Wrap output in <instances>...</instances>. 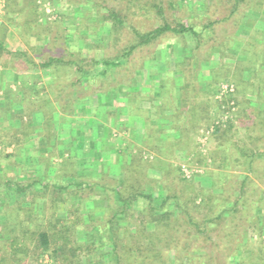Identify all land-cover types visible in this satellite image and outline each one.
Segmentation results:
<instances>
[{"label": "rangeland", "instance_id": "obj_1", "mask_svg": "<svg viewBox=\"0 0 264 264\" xmlns=\"http://www.w3.org/2000/svg\"><path fill=\"white\" fill-rule=\"evenodd\" d=\"M20 1L22 0H10V7L7 6V10H3V12L0 13V41L6 42L5 38H7L10 42L11 49H13L12 58L14 59V66H16L17 69L18 67L21 69L22 65L26 66L27 63L39 65V63L51 58L61 60V63H53L48 70H50L49 72L58 74L64 80H61L62 84H58L56 83L57 80H55L54 83L49 81L54 79L49 78V80H47L43 78V74L39 75L36 73L34 75L36 78H34L32 93H28L26 89L25 96L23 97L21 95L25 87H27L26 83L22 81L23 75H20L21 78L17 75L14 81V87L12 89L15 93L12 94V99L15 100L14 108L19 107L21 110L19 114L17 113L19 109L17 112L14 111V138H12L9 133H0V222L5 220L3 214L9 210L12 212V217L16 218V221L7 226L0 225V244L8 254L13 255L14 252H11L8 247L9 240L13 237H16L17 240L18 238L21 239V237H24V242L27 245L24 244L28 249L24 252V255H21V252H15V254L21 257V262L19 264H54L48 257V254L38 258L39 251L34 248L37 243L35 240L36 234L45 230L51 232V229H49V222L52 220L53 213L56 211V217L65 219L67 217L66 210L69 209L72 211L73 215L80 216L83 221L75 231L76 241L96 242L95 247L91 248L93 255H82L85 264H110V248L107 246L105 248L97 247L98 243L102 241L103 238L96 233L95 228H92V219L89 215H99L104 212L102 209L104 208L105 202L100 201L99 195L102 194L103 187H100L98 184L102 185L107 183L115 188L118 185V180L117 178L113 179L111 176H108L109 179L106 176L99 178L95 176L91 177V175L95 173L92 172L91 166L85 163L83 157L87 152L86 144L78 148L79 157L74 159L71 158L72 160H70V158H64V152H66V150H62L63 153L60 154L58 147L55 146L51 149H45V151L50 152L44 151L38 163L35 160H31L32 158L26 159L22 155L23 153L21 152L23 148L21 139L23 135L37 132V128L41 125V123H34L29 117L30 112L36 111L39 108L43 109V104L38 102V98H43L46 91L51 95L54 94L56 96L55 100L50 97H46V100L48 99L51 103L60 104L59 111H66V107H71L76 103L78 115L75 121L82 122L87 119L86 115L88 109L85 103H87L88 99L93 103L92 106L99 105V103H101V101H99V95L102 94L104 90L117 87L118 84L120 85V82L128 79L122 76L132 74L134 71L133 69L138 67L141 62L152 57V55L155 54L154 51H152L154 47L160 45L165 46V44L172 43L177 44L179 48L189 51V53L187 50L185 51L187 58H185L184 61H193L197 56L203 63V69L206 70H209L208 65H216L217 60L219 62V58L222 59L221 67L215 70L220 74V76L217 74L218 77H220L218 78L219 83L229 81L234 87L236 86L237 89L242 88L245 90L244 87H246V85H239L237 80L243 79L241 78L242 75H244V77L251 75L250 68L253 70V74L256 73L262 65V62L257 61L256 57L259 55L262 58L260 60H263L264 57V51L262 50L264 49V36L262 42H260L261 38H258L259 36L255 33L258 29L262 30L260 21L264 19V12H261V14L256 13L259 14L256 17L253 16V19H251L252 23L250 22L249 28L247 27L251 30V33L249 36L243 37L238 35L234 36L235 25L238 20L241 21V19L237 18L241 15L242 10L244 12H251L249 7H252V0H218L216 3L217 8L215 9V13L217 12L216 15L214 13V15L208 19H201L196 13L197 6H199L198 2L202 0H138L131 5L129 4L133 2L132 0H126L125 2L123 0H93L94 3L86 0H46L42 3L36 1V5L40 7H36L35 4H30L33 0H24L26 2ZM237 1L239 2L236 3ZM153 3L159 4L161 8L160 14H157L154 8L149 7ZM94 4L97 6L96 10L93 6ZM147 4H149V6ZM247 5H249L248 8ZM33 8H36V15L33 12ZM43 8L47 15L46 23L42 22L43 19L40 16ZM110 10L125 14L126 22L141 33L150 31L163 23H167L173 27L179 24H190L198 30L203 23L211 21L214 23L215 27L210 29L209 32H205L201 29L202 36L200 37V43L196 49L194 40L190 35H178L167 32L148 46L136 48L128 58L127 68L119 67L111 72V76L110 73L100 75L99 73L103 69V65L94 64V61L119 56L121 49L124 46H128L134 39V35H132L131 31L124 29L121 32L118 31V34L112 35L110 41L103 40L100 42L102 37L109 33L110 23L105 21L101 24L99 22L101 19L96 22V19H92V17H94L95 11L101 15ZM222 17H227V19L223 21L220 19ZM32 19L35 20L32 21ZM228 25H231V28H229ZM9 31L13 33L10 37L7 36ZM233 40L235 42L232 44ZM237 40L239 41L236 43ZM245 40L246 46L244 44ZM218 42H221V49L223 52L217 53L214 48L212 50V47L219 45L217 44ZM243 46H245V48H242ZM252 48L256 52L253 50L252 54L249 56L254 57L245 61L240 55L241 51ZM193 49L195 50L193 51ZM261 51H263V54H259ZM211 52H213L212 56H210ZM166 54L167 53L163 54L164 57H166ZM172 55L174 56V60L182 59L181 52L175 50L172 52ZM212 57L213 59L211 60L210 58ZM224 63L228 64L229 67ZM78 67L81 71L78 70ZM262 67L264 68V64ZM40 70L44 71L42 67ZM83 70L85 71L84 73L88 75V78H83ZM261 70L263 73H259L260 77L264 76V69ZM17 72H19V70H17ZM81 75L82 77L79 78ZM255 86L258 89V84ZM55 87L60 88L58 94L52 92ZM29 95H31V97H28ZM67 100L73 102H71L69 106H66L65 103H68ZM18 101L22 102V106ZM242 103L246 104L245 102ZM45 106L47 107L46 104H44V107ZM217 109L220 110V108ZM239 120H241V118ZM246 120L247 118L245 117L240 122L245 124L248 121ZM51 121L52 118L48 120L50 127H52ZM235 121L236 118L234 114L231 120L233 127L236 125L234 123ZM114 132L118 133L117 130L112 131V133ZM227 133H229V131ZM240 133H242V131L239 128V134ZM116 135L113 137L117 140L118 136ZM190 144L195 143L190 141ZM207 145L208 144H206L205 147L206 154L209 151ZM76 159H78L79 163L76 162ZM256 164V168H258L259 172L264 171L263 163L258 161ZM141 167L139 173H141V171H153L150 172L153 176H160L154 173V170L158 169L153 170L150 168L149 164H144ZM158 167L162 169L164 179L160 181V178H157L158 189L157 191H153V195L165 196L168 187H170L171 190L175 188L177 191H180L184 187V184L190 183H184L179 179L172 164H161L158 165ZM94 171L97 172L96 169ZM39 172L41 176H37ZM112 173L117 177V173ZM75 181H82L83 184L77 187L73 184ZM28 184H31V186L27 187ZM54 184L64 185V187L66 186L68 189H61L58 186L53 187ZM263 184L261 179L256 181L248 180L246 191L263 187ZM8 185L13 187L17 185L24 186L25 188L22 192L16 193L13 190L7 189L6 186ZM105 194L106 193L101 196ZM72 195L77 198H73ZM58 198H63L62 202L58 200ZM247 198L248 199L244 201V205H249L252 201L256 200L255 196ZM139 202L141 203V201ZM254 205L264 206V198H261L258 203ZM139 206L141 207V204ZM1 208L4 210H1ZM256 214L258 213H254L252 219H258V215L256 216ZM247 215L248 213L244 212L243 217H248ZM118 219H121V217L119 216ZM257 223L256 225L258 226L259 222L257 221ZM236 224H238V228L240 229V223L236 222ZM225 225L228 224L225 222ZM232 225L233 224H231V228L234 226ZM176 231L180 236H183L182 239L180 236L177 237ZM193 232V228L173 226L169 233H174V237L172 236V238H166L165 240H176L179 242V246L184 247L186 242L181 241L188 240L189 237L187 234L189 233L191 236ZM249 234L248 236H250ZM209 237L213 240V231L210 232ZM162 238L161 235L157 237V240H155V247L162 249V256L164 259L173 264V258L176 252L172 250L165 251L164 242L160 241ZM249 238V243L247 242L249 247H251L253 251H256L257 254L264 255V245L253 242L255 236ZM203 240L204 239L201 237L198 240L190 237V244L194 248L199 247L193 254L196 258H199L197 260L207 261L206 256H209L210 254L208 253H211L208 244L211 243L212 240H209V243L206 244ZM222 240V243L225 244V248L220 247V253L217 255V257L219 256V262L226 263L227 259L226 261L223 260V257H225L229 258V263H234V261L238 259V256H231V245L233 243H229L228 237L224 239L222 237ZM169 245H171V243H169ZM186 253L189 254L187 251ZM1 254L3 255L0 251V256ZM227 254L229 255L227 256ZM248 254L249 253H243L242 255L244 257ZM17 255L14 257L13 264H18V262L15 261L17 260ZM100 255H102L101 260L99 258L101 257ZM197 260H195L196 263L198 262Z\"/></svg>", "mask_w": 264, "mask_h": 264}, {"label": "crops", "instance_id": "obj_2", "mask_svg": "<svg viewBox=\"0 0 264 264\" xmlns=\"http://www.w3.org/2000/svg\"><path fill=\"white\" fill-rule=\"evenodd\" d=\"M217 2L218 0L198 2L197 16L201 19H208L214 15ZM257 15L259 14L253 10L250 13L242 10L237 19L252 21L253 16ZM220 19L224 20L227 17ZM210 22L203 23L197 31L201 32L203 29V31L209 32L215 27L214 24H208ZM228 26L231 28V25ZM235 26L234 36L250 35L251 30L248 29V24ZM12 34L9 31L7 36L10 37ZM5 39L6 42H2L3 50L0 53V133H9L14 138V111L17 112L19 109L17 112L19 114L21 110L19 107L14 108L15 100L12 99V94H15L12 90L13 84L17 75L20 78V75H23L22 81L27 85L22 97L25 96L26 89L28 93H32L36 73L43 74L44 79H54L49 80L51 82L55 83L57 80L58 84L64 79L56 73L49 72L48 69L40 70V65L34 63H27L26 66L22 65L21 69L20 67L17 69L12 58L13 49H11L7 38ZM233 42L235 41L233 40L232 44ZM217 44L219 45H213L212 50L214 48L217 53L223 52L221 42ZM177 46L172 43L154 47L152 51L155 54L152 57L141 62L138 67L133 69L132 74L122 76L128 79L120 82L117 87L104 90L99 95V101H101L99 105L92 106L93 103L88 99L85 103L88 109L87 119L82 122L75 121L78 115L76 103L71 107H66V111H59L60 104L46 100V97L55 100L56 96L46 91L43 98H38V102L43 104V109L39 108L29 114L31 121L36 124L41 123V128H37V132L33 134L23 135L21 139L23 151L21 153L26 159L32 158L31 160L38 163L45 149L55 146L58 147L60 154L63 153L62 150H66L64 158L72 160L71 158L79 157L78 148L86 144L87 152L83 157L85 163L90 165L92 172L95 173L91 177L106 176L109 179L111 176L113 179L117 178L119 186L124 179H138L143 192L149 190V187H152L153 191H157V178H160V181L164 179L163 171L159 169L158 165L170 163L174 167V165L187 163L191 158L193 164L203 166L205 170L188 180L198 179L206 182L201 185L202 187H208V184L214 181L220 187H214L213 192L229 193L235 199L238 196L245 199L255 196L256 200L249 204L253 207L252 210L248 204L242 205L244 209L240 210L247 212L248 217H243L240 213L233 220L239 222L240 227H247V223L253 218L254 213H258L256 214L258 222L264 225V206L254 205L264 198V184L263 187L254 188L251 191H246L245 188L248 185V180L261 179L264 183V171L259 172L256 168L258 161L264 164V87L262 90H243L240 87L241 89L236 91V99L241 102H237L235 127L226 131L214 132L207 142L209 151L207 154L201 155L197 143L199 131L206 128L212 119L220 114L215 100V93L220 84L218 80L220 74L215 70L221 67L222 59L219 58L216 65H208L209 70H206L203 69V63L197 56L193 61H184L187 58L185 52L187 49ZM196 48L198 46L195 44ZM175 50L182 53V59L174 60L172 52ZM164 53H167L166 57H164ZM212 54L213 52L210 53V56ZM210 59L212 60L213 57ZM127 63L128 61L121 67L127 68ZM225 65L229 67L228 64ZM250 72L251 75L248 77L242 75L243 79H238V83H258L256 80L259 79L254 77L251 68ZM58 90L60 92V88L55 87L52 92L58 94ZM67 101L66 106L73 102ZM19 103L22 106V102ZM44 104L47 107H44ZM245 117L248 121L246 120L247 122L242 124L240 121ZM50 118H52V127L48 124ZM240 118L241 120H239ZM239 128L242 131L240 134ZM113 130H117L118 133H112ZM228 131L229 133H227ZM115 135L118 136L117 140L113 137ZM190 141L195 144H190ZM138 155L141 157L140 161L145 160L150 168L158 169L154 170V173L160 176H153L150 173L153 171H141V173L131 176L128 173L125 174L126 168L131 167L132 159L139 158ZM76 162L79 163L78 159ZM95 169L97 172L94 171ZM112 172L117 173V177ZM40 174V172L37 173V176H41ZM243 180L245 181L243 184L245 190H242V193L240 185ZM221 187L231 188H228L227 191ZM104 189L103 187L102 194L106 193ZM166 194H168L167 191ZM140 204L138 201L136 207L139 208ZM133 207L135 208L134 205ZM237 208L239 209V206Z\"/></svg>", "mask_w": 264, "mask_h": 264}, {"label": "trees", "instance_id": "obj_3", "mask_svg": "<svg viewBox=\"0 0 264 264\" xmlns=\"http://www.w3.org/2000/svg\"><path fill=\"white\" fill-rule=\"evenodd\" d=\"M4 1V10L6 11L7 6L10 7L11 4L10 0ZM36 1L42 3L46 0H33L30 4L36 5ZM86 1L94 3L93 0ZM123 1L125 2L126 0ZM132 1L133 2H131L129 5L136 3L138 0ZM253 1L254 2L251 5L252 7H249V5H247V8L249 7L250 11L253 10L255 13L261 14L262 10L264 9V0L263 2H261V0ZM20 2L26 1L22 0ZM147 5L149 6V4ZM93 6L96 10L97 6L95 4ZM36 7L40 6L36 5ZM149 7L154 8L156 13L160 14L161 8L159 7V4L153 3ZM33 12L35 15L37 14L36 8H33ZM94 14L95 15L94 17H92V19H96V22L101 19V21H99L101 24L105 21L110 23L109 33L103 36L100 42H102L103 40L110 41L112 35H116V33L118 34V31L121 32L124 29L130 30L132 35H134L133 41L128 46H124L121 49L119 56L94 61V64L103 65V69L99 73L100 75L108 74L113 70H116L119 67L123 66L126 61H128L129 56L132 55L136 48L148 46L167 32L175 33L178 35L188 34L192 37L196 46H198V44L200 43V37L202 36L201 32L197 31L195 27L190 24H179L176 27H173L167 23H163L162 25H158L150 31L141 33L126 22L125 14L112 10L107 11L106 13L101 15H99V13L95 11ZM40 16L43 19L42 22L46 23L47 15L45 14L44 8L40 13ZM34 20L32 19V21ZM250 22V20H238L236 25H249ZM208 24L214 23L210 22ZM260 25L262 26V30L258 29L255 31V33L259 36L258 38H261L260 42H262L264 36V19L260 21ZM244 44L246 46V40L244 41ZM245 46H243L242 48H245ZM2 50V42L0 41V53ZM253 50V48L247 50L244 49L241 51L240 55L246 61L249 58L254 57L249 56L252 54ZM262 50L264 51V49ZM263 51H261L259 54H263ZM256 59L257 61L262 62L260 69H258V71L254 73V77L256 79H259L256 80L258 83H239V85H246V87L243 86L245 90L257 89V87L255 86L256 84H258V90H262V88L264 87V76L260 77L259 75L260 72L263 73L261 69H264L262 67L264 64V57L263 60H260L262 58L257 55ZM61 62L62 61L59 59L51 58L47 61L41 62L39 65L43 69H50L53 63L58 64ZM78 70L81 71L79 67ZM84 72L85 71L83 70L82 75ZM82 75L79 76V78L82 77ZM87 76L88 75L84 73L83 78H88ZM237 90L238 89L235 86L234 93L231 95V98L234 100L236 107L235 118L238 107V101L236 99ZM223 103L224 101L222 102V104ZM220 104V102H217L216 107L219 108ZM232 124L233 123L230 120L224 126H217L215 132H220L223 130L226 131L229 128L233 127ZM138 157L139 158L135 157V159H132L131 167L126 168L127 172H125V174L128 173L130 174V176L135 173L138 174L139 169L142 168L141 166L146 164L145 160L140 161L141 157L139 155ZM117 164L119 165V163ZM174 168L176 170V173H178L177 175L179 179L181 178V181H183L184 183H186L185 181H189L190 183L184 184V187L180 191H177L175 188L171 190L170 187H168V194H166L165 196H154L152 187H149V190L143 192L142 185L140 184L138 179H124L120 186L116 183L117 187L115 188L111 187V185H108L107 183L102 185L98 184L100 187H104L106 192L104 196H101L102 194H99L100 201L105 202L103 208L104 212L99 215L90 214L89 216L92 219V228H95L96 233L101 235L103 238V240L98 243L97 247L105 248L107 246L110 248V264H172V262L165 260L162 256L163 250L159 247H155V240H157V237H159V235L163 237L162 240H159L164 242L165 251L172 250L176 252V255L173 258V264H264V255L257 254L256 251H253V249L249 247L248 244V240L250 239L249 237L255 236V240L253 242L264 245V225L259 223V225L257 226L256 224H258V219H251L248 221L247 227L242 226L239 229L238 224H236V222L233 220V218L236 219L240 213L241 216L244 215V211L240 210L244 209V206L242 205H244L245 198L238 196L235 199L232 198L229 193H215L213 192L214 187L220 186L217 185L214 181H211L208 184V187H202L201 185L205 184L206 182L204 183L198 179L188 180L181 176L182 174L180 171V164L174 165ZM244 182V180L241 182V191H244L246 188H244ZM73 184L78 187L81 186L83 182L75 181ZM30 186L31 184L27 185V187ZM56 186L61 189H68L66 186L64 187V185H53V187ZM6 187L7 189L13 190L16 193L22 192L25 188L24 186L18 185L15 187L8 185ZM223 188L228 191V188L231 187ZM72 197L77 198L73 195ZM58 200L62 202L63 198H58ZM140 200L141 207L138 208L136 207V203ZM133 205L135 206V208L133 207ZM54 206L56 208L55 204ZM237 206H239V209L237 208ZM249 207L251 208V210L253 209V207H251L250 205ZM1 210L4 209L1 208ZM66 211L67 217L65 219L56 217V211L55 213H53L52 220H50L49 222V229H51V232H47V230L38 232L35 238L37 243L34 248L36 250L38 249L39 251L38 258L40 256L48 254V257L54 264H85L84 257H82V255H93L91 248L95 247L96 242L76 241L75 231L83 221L81 220L80 216L73 215L72 211H70L69 209ZM11 213L12 212L9 210L6 211L5 214H3L5 220L3 222H0L1 226H7L8 224L15 223L16 218L12 217ZM119 216L121 217V219H118ZM225 222L228 225H225ZM231 224H233L235 227L232 225L233 227L231 228ZM173 226H181L184 228L189 227L191 229H194V232L191 234V236L189 233L187 234V236L189 237L188 240L181 241L186 242L184 247L179 246V242L176 240H165L166 238L170 239L172 238V236L174 237V233H169ZM177 231L176 234L178 237L180 235ZM212 231L214 234L213 240L209 237V234ZM248 234L250 236H248ZM223 235L229 238V243H233L231 245V256H238V259L234 261V263H229V258L225 257H223V260L226 261L227 259L226 263H220L219 256L217 257V255L220 253V247L225 248V244L222 243V237L223 239L225 238ZM180 237L182 239L183 236L181 235ZM190 237H193V239L195 240H198L201 237L204 239L203 241L205 244L209 243V240H212V242L208 244L210 246L211 253H208L210 255L206 256L207 261L197 260L199 258H196L195 255H193L199 249V247L194 248L191 246ZM24 239V237H21V239L18 238V240L16 237L11 238L10 240L6 239L10 241L8 247L11 252L13 251L15 254V252L18 251L22 253H20L21 255H24V252L28 249L26 247L27 244L24 242ZM169 243H171V245H169ZM185 250L189 254H187ZM0 251L3 253V255L1 254L0 256V264H13L14 257H16L17 254H8L1 244ZM243 253L249 254L243 257ZM229 254H227V256ZM100 256L101 257L99 258L101 260L102 255ZM195 260H197L198 262L196 263ZM15 261H17L19 264L21 262V257L18 256L17 260Z\"/></svg>", "mask_w": 264, "mask_h": 264}, {"label": "built area", "instance_id": "obj_4", "mask_svg": "<svg viewBox=\"0 0 264 264\" xmlns=\"http://www.w3.org/2000/svg\"><path fill=\"white\" fill-rule=\"evenodd\" d=\"M5 7V1L0 0V13L3 12ZM235 87L229 81H224L220 83L217 93L215 95V100L220 102V114L214 117L212 122L204 129L199 131L197 143L198 150L201 155L206 154V144L209 137L215 132L217 126H224L228 121L232 120L234 117L236 107L235 102L231 98L234 93ZM224 103L222 104V102ZM204 167L193 164L192 159H188L187 163L180 164V171L185 179H191L194 175L201 174L204 172Z\"/></svg>", "mask_w": 264, "mask_h": 264}]
</instances>
